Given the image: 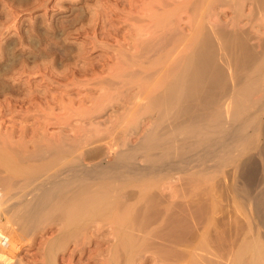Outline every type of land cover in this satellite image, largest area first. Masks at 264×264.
I'll use <instances>...</instances> for the list:
<instances>
[{
	"label": "rangeland",
	"instance_id": "obj_1",
	"mask_svg": "<svg viewBox=\"0 0 264 264\" xmlns=\"http://www.w3.org/2000/svg\"><path fill=\"white\" fill-rule=\"evenodd\" d=\"M203 28L235 45L219 63L230 86L213 103H199L191 116L207 118L251 92L260 106L246 118L254 115L249 120L255 122H229L226 105L225 121L234 126L229 130L227 123L228 141L219 147L178 130V143L204 145L189 153V143L181 145L182 160L195 152L192 163L146 175L148 159L140 150L136 168L146 176L125 175L134 181L118 185L113 203L98 215L71 227L67 214L54 212L30 231L19 230L14 205L23 193L22 199L31 198L34 184L59 172L63 162L45 170L58 151L69 150L68 160L83 158L88 168L107 166L151 133H158L153 141L182 126L188 115L162 121L163 110L152 101L163 91L156 90L157 84L163 88L157 81L173 66L185 72L190 42ZM263 108L264 0H0V204L7 209L4 218H14L0 226L6 264H235L234 256L264 237L254 204L264 189ZM249 158L256 171L252 184L242 173ZM13 163L25 174L44 165L49 176L31 178L33 186L23 192L26 175Z\"/></svg>",
	"mask_w": 264,
	"mask_h": 264
},
{
	"label": "bare ground",
	"instance_id": "obj_2",
	"mask_svg": "<svg viewBox=\"0 0 264 264\" xmlns=\"http://www.w3.org/2000/svg\"><path fill=\"white\" fill-rule=\"evenodd\" d=\"M204 30H205L204 28L201 29L200 33L197 34L192 39V41L190 42V52H189V55L187 56V58L185 60L186 61L185 69H184L185 72L184 73L181 72L180 65H177L175 67L173 66V68L169 72V75H166V74H168L167 71L170 69V68H168V70H166L167 73L165 72L166 73L165 78L163 80L161 79L162 82L157 81V83L158 82L162 83L163 88L161 87L160 83H159L160 85H158L156 83L157 86L161 88L160 89L156 86V88H157L156 90L158 91V89H159L162 91V89H163V91L161 92V94H159L157 92L159 94V97L157 96L158 98L154 99V100H156L155 102L152 101V103H154L155 106L158 105L156 107H160L163 110L161 112H163L164 114L160 113L162 116V117L161 116L159 117L160 120H162L163 117H164V119H166L167 117L171 116V118H173L174 121H177V119H179L181 117V115H183V116H184V114L188 115V118L186 119V121L183 124H181L182 126L179 125L182 130H180V128L178 126V127L173 129L174 133H171L169 131L166 134L164 133V135L162 134V135L157 136L156 139H154L153 141H151V139L153 137H155L156 135H158V133H155V132L151 133L150 132L151 134L149 133L150 135L147 138L146 143L140 144L135 149H131L132 148L131 147L130 149L128 148L124 152L118 153L117 160L114 163L107 165V166H103V165L98 164L97 166L94 165L93 167L88 168V167L84 166L83 161H82V160H84L83 158H81L82 160L73 159V158L72 159L69 158L70 160H68V157H71V156L67 157L65 155L69 150H67V152H65V153L63 151L64 155L61 154V151L60 152L58 151L57 153L61 154V155L59 154V156H61V157L58 156V158H60V159H58L57 156H55L54 158H52V160L48 161V162H51V164L50 163L48 164L46 160L43 161V164H45V163L48 164V166H45V167H47L46 169H45L44 165L42 164L43 168L45 170H47V173H48V171L53 169V168H51V169L49 168L50 170H48V167L50 165L52 167L53 164L57 165L59 163L58 165H60V164H62L60 162H63V164L60 166L61 168H60L59 172H57V173L55 172L56 174L55 175L52 174V176H51V174H50V176L47 175V173L45 172V170L43 168L35 169V167H34V169L30 168L32 171L30 170L29 172H28L29 169H26L28 172L27 173L25 171V167L22 166L24 168V171L27 173V174H25L22 171L21 167L19 168V166H17L18 165L17 163H16L17 165L13 163L14 165H16L18 167V169H21V171L24 173V175H26V177H24V181H22L24 191L17 189V190H20L21 192L22 191L25 192L27 190V188L29 189L30 185L33 186L34 183L32 182L31 178H40V180H42L41 177L43 175L45 176L44 173H46V175L49 176L48 178H46L47 180H45V179L43 180L44 181L43 183H42V181H40L41 183L39 182L40 184L38 183L39 184L38 186H37V184H34L36 186V189L34 190L35 186L32 188L34 190V193L32 195L30 194L32 192L28 191L27 194L31 195L30 199H25V197L27 198V196L29 198V195L23 197L24 199L21 198L22 196L26 195V193H23V195H20V196L17 194L19 196L18 197L19 199H17V201L19 200L18 202L14 199L17 202L15 205L13 203L14 207L16 208L15 213H14V215H15L14 218L18 219L17 221H19L16 223V224H18V223L20 224L19 230L30 231V227L32 224H34L35 222H37L39 220L43 221L41 219H45V218L47 219V218L51 217L54 212H58V213L61 212V215L67 214L66 216L69 219V223H70L69 226H71V227H72V224L77 225V223H79V222L82 223L85 221L87 216L91 217L92 215H95V214L98 215L97 213L100 212V210L102 208H104L105 205H107L108 201H110L108 203L112 202L111 201L112 195L114 196V193L117 192V186L119 185V188H120V185L125 186V183L129 182L130 178L126 179L127 176H125V175L133 174V176L135 175V177H133V178L137 179L138 175L140 176L141 174H143V173L139 172L140 171L138 169L139 167L136 168L137 157L135 154L140 152V150L146 151L145 157L148 159V166L147 167L145 166L146 168L144 167L145 168L144 171L146 173L143 170H141L146 175H148V173L154 175L155 173L153 170L155 168L161 170V172H168V171L176 170L183 163L184 164L185 163H192V160L194 161V159H191L193 157V155H195V152L193 153V150H192V152H190L191 153L190 157L192 156L191 158L188 157L187 159L185 158L186 160H184V159L182 160V158L185 157L184 154H186V152H184L185 148H187V147H188V149L194 148V151H195V149L200 148V145L203 144L204 142H205L204 144L208 143L211 146L212 145L211 143L215 142V141L218 143L215 142L214 144L215 145L218 144V147H219L220 142L222 145V142H224V139H226V136H227L226 135L227 134L226 128L228 127V129L230 130V128H232L234 126L233 124H231V126L233 125L231 127L229 122L232 123V120L234 122H238L240 120V123L238 122L237 124H242L243 123V122L241 123L242 120L243 121L246 119L249 120V117L251 115L248 118H246L251 112V111L249 112V109L250 110L252 108L255 109L257 107L258 103H260L259 100L257 101V100H255L256 98L254 99L255 95L251 92L238 94L234 98L230 99L227 102L228 104L226 103V105H227L226 114H229V113L231 114L230 117H228V118H231L229 122H228V120L225 121L226 118L224 117L225 116L224 110L226 108V105L221 107L218 111H215L214 115L213 114L209 115L207 118L191 116L194 109L197 108L199 103H213L214 100L217 99V96L230 86L229 75L227 74L226 69H224L225 68V67H223L224 65L222 66L220 64L223 63L222 59L226 60V56H228V53L233 51L232 49L235 45L230 40L219 39L216 34H214L213 32L212 33L209 32L211 30H209L208 32L204 31ZM206 30H208V29H206ZM175 51H173L171 53H174ZM220 51H221V55H222V52H224L225 54L227 53V55L223 54L222 56L223 57L225 56L223 58L219 53ZM220 60H221V62H220ZM158 71L160 72V70H158ZM144 87H145V85H144ZM153 89H155V88H153ZM154 97L156 98V96H154ZM150 103H149V105H150ZM155 103H157V104H155ZM184 104H185V106H184ZM154 105H153V107H154ZM259 106H260V104L258 105V107ZM260 109L262 110V108H260ZM167 113H171V114L166 116L165 114H167ZM227 116L228 115H226V117ZM253 116H251V117H253ZM244 118H246V119H244ZM235 119H237V120L235 121ZM256 119H258V117ZM249 121H251V120H249ZM249 121H247V122H249ZM247 122L244 123L243 125L246 126L248 124ZM253 122H255V121H253ZM253 122L251 121L249 123H253ZM227 123H228V126H227ZM237 124H235V125H237ZM243 125H241V127ZM248 125H250V124H248ZM229 126H230V128H229ZM251 126H253V125H251ZM241 127L238 126L239 130H237V131H240ZM178 130L182 131L183 133L184 132L187 133V135L184 133L187 137L189 135V137H192V138L195 137L194 139H196V137H197V139L200 138L199 140H202L201 144L200 145L198 143H197V145L195 144L197 146V148H195V147L191 146L193 143L192 141H191L192 143L186 141V144L189 143L187 145V147H185L186 144L184 145L183 141H181L183 144L178 143V138L176 139V137H177L176 132ZM237 131H234V135L236 133L239 134V132H237ZM232 133H233V131H231V135H232ZM184 134H181V135H184ZM228 137H229V134H228ZM235 137H236V135H235ZM185 139L189 140L188 138H185ZM226 140L228 141V139H226ZM229 141H231L230 137H229ZM195 142H197V141H195ZM229 144H230V142L227 143L228 146H229ZM181 145H183L184 147ZM195 145H193V146H195ZM189 146H191V147H189ZM202 146H204V145H201V147ZM210 146H209V148H210ZM182 147L184 148L183 149L184 151L181 149ZM209 148H206V149H209ZM214 148H217V147L215 146ZM188 149H187V151H188L187 153H189V151H191V149L190 150H188ZM181 150L184 152V154H183V152H181ZM155 151H157L158 153H155ZM180 152L183 154L182 155L183 157H181ZM263 152H264V150H263ZM68 154L72 155V153L70 154L69 152L67 153V155ZM83 156L86 157L87 155H83ZM11 157L13 158L14 156L11 155ZM72 157H73V155H72ZM4 161H6V160H4ZM39 164H41V163H39ZM31 167H33V166H31ZM54 167L56 168V166H54ZM14 168H15V166H14ZM10 169H13V168L10 167L8 172H10ZM18 169H17V171H18ZM41 169L43 172H41ZM15 171L16 170H14V172ZM242 171H243L242 173L244 174L243 178L248 183L252 184L254 182L255 176H256L255 175L256 171H255V167H254V163H253L252 158H249V159L244 161V163L242 164ZM8 172H7V174L10 175L11 173H8ZM145 174H143V175L146 176ZM130 180L134 181V179H130ZM138 180H140V179H138ZM26 186H27V188L25 189ZM10 187H12V185ZM23 187H21V189H23ZM115 194H117V193H115ZM4 199L6 201L7 197ZM8 199L12 200V198L11 199L8 198ZM117 201H118V199H117ZM117 201H115V203H117ZM6 202H8V201H6ZM1 203H3V202H1ZM3 204H0V209L2 210V212L0 211L1 212L0 213V226L2 224V226L8 227V226H10L9 225L10 221L12 222V220L14 218L13 217L9 218V219L13 218L10 221L7 220L6 218H4V216H5L4 214H5V212H7V209L5 207V204L4 205ZM254 204H255V210H256L257 218L259 219L260 224L264 228V189L258 195H256V197L254 198ZM110 205H111V207L114 206V204H113V206H112V204H110ZM64 215H63V217H64ZM64 218L62 220H66V222H67L68 219H66V217H64ZM124 219H126V217ZM40 221H39V223H40ZM34 225H32V226L34 227ZM10 228H12V227H10ZM15 228H17V226H15ZM64 229H67V228H64ZM68 229H67V231H68ZM70 233H68V234H70ZM71 234H73V233H71ZM258 238H256V239L253 238L254 240L250 242V245L248 243L246 248L243 246L244 250L240 251V253L238 252L239 256L237 255L235 257L233 255L234 256L233 259L237 258L236 259L237 262H234L235 264L236 263H238V264H264V241L261 242L264 237L259 238L261 241ZM134 242H133V244H134ZM130 244H131V242H130ZM235 244H236V242H235ZM141 246H142V244H141ZM133 250L135 251L136 249L133 248ZM205 252L207 253L209 251H205ZM8 253H1V249H0V264H6L4 257ZM210 253H212V252H210ZM197 256H195V257H197ZM12 259H13V255H12ZM211 259H213V258H211ZM9 260L11 261V259H9ZM50 260H53V258ZM225 261H221V262L225 263ZM209 263H211V262H209ZM7 264H9V263H7ZM226 264H227V262H226Z\"/></svg>",
	"mask_w": 264,
	"mask_h": 264
}]
</instances>
